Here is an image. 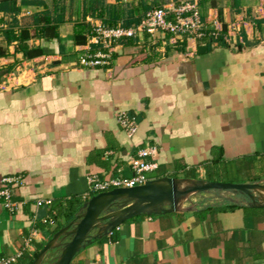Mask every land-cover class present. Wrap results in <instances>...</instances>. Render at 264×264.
Returning a JSON list of instances; mask_svg holds the SVG:
<instances>
[{"label": "crops", "instance_id": "crops-1", "mask_svg": "<svg viewBox=\"0 0 264 264\" xmlns=\"http://www.w3.org/2000/svg\"><path fill=\"white\" fill-rule=\"evenodd\" d=\"M139 1L103 0L91 11L88 0H45L16 15L0 11V75L15 73L6 86L0 77V187L3 177H19L15 209L0 206V264L36 260L71 221L70 201L80 202L76 215L93 196L88 176H132L129 159L146 145L157 162L148 180L212 181L206 170L216 161L235 166L236 182L263 185L264 0H195L210 30L236 33L230 42L222 36L225 44L167 36L154 45L142 34L111 42L108 65L80 66L81 55L107 51L94 25H124L142 13ZM13 20L15 33L48 26V36L28 41L43 54L28 59L16 41L7 43ZM77 28L82 44L74 43ZM120 113L135 119L133 135L120 127ZM220 190L191 192L175 210L128 216L107 232L95 228L70 264H264L259 191L254 200ZM60 252L48 248L37 264L54 263Z\"/></svg>", "mask_w": 264, "mask_h": 264}, {"label": "built area", "instance_id": "built-area-1", "mask_svg": "<svg viewBox=\"0 0 264 264\" xmlns=\"http://www.w3.org/2000/svg\"><path fill=\"white\" fill-rule=\"evenodd\" d=\"M213 23H216L215 21ZM228 32L222 34L226 42L235 38L236 33ZM240 29H238L239 31ZM222 31V30H221ZM217 29H209L202 19V14L195 0H180L178 3L172 2L168 5L154 6L149 9L141 18L140 22L131 27L118 25L115 27L104 26L101 22L94 25L95 36L104 39L107 51L97 50L90 54H83L79 57L78 63L85 68L108 65L111 58L110 43L120 39L130 40L137 39L142 34L149 35L151 44H156L158 39H164L170 36L175 39L184 37L200 38L211 36L217 39L221 35ZM235 31V32H238ZM3 80L6 86L15 77V73H8ZM120 127L128 135H133L137 128V123L133 117L120 113L118 116ZM156 154L154 146L146 145L139 149L137 157H131L129 163L133 170L130 177H117L100 179L96 175H89L87 183L89 192L98 194L119 187H133L145 183L148 178L146 173L157 168V162L151 159ZM19 177L5 176L1 179L0 187V206L9 211L15 209V203L12 201V186L16 185ZM42 201H38L40 205ZM15 257H9L2 261V264H11Z\"/></svg>", "mask_w": 264, "mask_h": 264}, {"label": "water", "instance_id": "water-1", "mask_svg": "<svg viewBox=\"0 0 264 264\" xmlns=\"http://www.w3.org/2000/svg\"><path fill=\"white\" fill-rule=\"evenodd\" d=\"M4 1L10 0H0ZM180 182L181 180L165 176L147 180L141 185L114 188L93 195L83 204L80 213L53 235L32 264H37L39 256L53 247H61V252L52 264H70L75 253L95 228L107 232L128 216L142 212L175 210L178 199L191 192L210 189L234 190L255 200L253 192L258 189L264 191V185L258 182L197 181L187 187H180ZM117 200H124L125 205L112 210L111 206ZM128 203L130 204L126 206ZM165 206H168V209ZM100 223H104L103 227H100ZM71 225L75 227L68 231ZM59 239L62 242H58Z\"/></svg>", "mask_w": 264, "mask_h": 264}, {"label": "trees", "instance_id": "trees-1", "mask_svg": "<svg viewBox=\"0 0 264 264\" xmlns=\"http://www.w3.org/2000/svg\"><path fill=\"white\" fill-rule=\"evenodd\" d=\"M85 1V0H83ZM89 1V8L91 11H95L97 9V6L101 1L103 0H88ZM162 3L164 2H159V0H152V5H145L144 0H140L138 3V8L143 9L141 14H137L135 16L128 17L125 19V24L123 26L125 27H130V26H135L137 25L143 15L152 7L154 6H161ZM31 4H43L46 6L45 0H10V1H4L0 2V11L5 12V13H10L13 15H16L17 13L20 12L21 8L26 6V5H31ZM136 10V9H135ZM114 16V15H113ZM112 15L109 17L112 18ZM15 26H16V21L13 20V24L9 26L5 31L3 32L4 38L7 41V43H11L13 41L17 42L16 46V51L21 52L25 58H34L37 57L45 52V50L42 47L39 46H30L28 45V41L30 38L39 36V33L44 36H48L49 34L47 33V28L48 26H43L40 28H34V29H28L27 27H19V31L15 33ZM54 27H50V31L53 30ZM225 28L222 29L221 35L217 38L214 39L216 43L219 44H225L222 38V34L224 33ZM50 33V32H49ZM51 37V35H50ZM54 38H58L57 34L53 35ZM73 39L75 44H82L85 42L84 38L82 37L81 31L75 29V32L73 34ZM186 43L184 41H180L177 43V48L178 51L181 53L185 50ZM4 55V52L0 50V56ZM143 55L139 57V59H142ZM6 73H3L0 75L1 78L5 76ZM213 167H207L206 170V175L208 180H214V181H221V182H236V175L239 173V171L233 166L232 164H226V163H218V162H213ZM95 195V194H92ZM67 210H66V219L68 221L72 220L75 217V213L77 212V209L80 207V202L77 201L76 199H73L70 201L69 205H67ZM42 248V245L39 247V249ZM36 255V254H35ZM32 258L29 260L28 264H32L33 262Z\"/></svg>", "mask_w": 264, "mask_h": 264}, {"label": "rangeland", "instance_id": "rangeland-1", "mask_svg": "<svg viewBox=\"0 0 264 264\" xmlns=\"http://www.w3.org/2000/svg\"><path fill=\"white\" fill-rule=\"evenodd\" d=\"M150 1H152V0H150ZM167 1H170V0H159V2H167ZM263 183H264V182H263ZM223 191H227V192H224V193H237V195H245V194H243V193H241V192H237V191L235 192L234 190H220V192H223ZM123 202H124V200H117V201H115V202L112 204L111 209H112V210H117V209H119L121 206L125 205ZM130 203H131V202H130ZM130 203L126 204V206L129 205ZM74 227H75V225H71V226L69 227L68 231H69V230H72Z\"/></svg>", "mask_w": 264, "mask_h": 264}, {"label": "bare ground", "instance_id": "bare-ground-1", "mask_svg": "<svg viewBox=\"0 0 264 264\" xmlns=\"http://www.w3.org/2000/svg\"><path fill=\"white\" fill-rule=\"evenodd\" d=\"M263 185H264V183H263ZM257 192L259 191V193H258V198H259V200H261V201H263L264 202V192L261 190V189H258V190H256Z\"/></svg>", "mask_w": 264, "mask_h": 264}]
</instances>
